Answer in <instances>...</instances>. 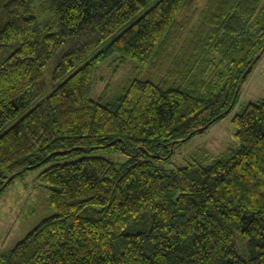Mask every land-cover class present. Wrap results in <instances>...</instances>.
Wrapping results in <instances>:
<instances>
[{"label": "trees", "instance_id": "obj_1", "mask_svg": "<svg viewBox=\"0 0 264 264\" xmlns=\"http://www.w3.org/2000/svg\"><path fill=\"white\" fill-rule=\"evenodd\" d=\"M192 4L0 0V195L40 170L53 209L0 264H264V100L233 117L238 149L160 166L236 107L264 55V0H211L167 77L93 97L113 57L155 68Z\"/></svg>", "mask_w": 264, "mask_h": 264}, {"label": "rangeland", "instance_id": "obj_2", "mask_svg": "<svg viewBox=\"0 0 264 264\" xmlns=\"http://www.w3.org/2000/svg\"><path fill=\"white\" fill-rule=\"evenodd\" d=\"M210 3L211 0H193L192 6L180 14L177 21L179 30L174 32L173 41L155 68L142 66L130 59L120 63L115 57L101 64L94 76L93 97L108 100L135 78L160 81L167 77L172 62L183 55L185 47L197 33ZM34 12L41 21L51 19L38 3L34 6ZM259 100H264V55L244 83L233 111L188 142L180 144L172 160L161 162L160 166L170 171L184 166L192 156L200 158L204 164H210L214 158L238 149L240 146L232 119L247 104ZM101 155L116 162L126 159L120 153L103 152ZM39 173L40 170L31 171L16 178L0 195V253L13 248L42 218L53 212L46 189L37 180Z\"/></svg>", "mask_w": 264, "mask_h": 264}, {"label": "water", "instance_id": "obj_3", "mask_svg": "<svg viewBox=\"0 0 264 264\" xmlns=\"http://www.w3.org/2000/svg\"><path fill=\"white\" fill-rule=\"evenodd\" d=\"M202 130H204V129H202Z\"/></svg>", "mask_w": 264, "mask_h": 264}]
</instances>
